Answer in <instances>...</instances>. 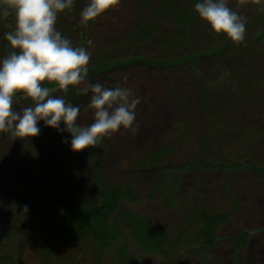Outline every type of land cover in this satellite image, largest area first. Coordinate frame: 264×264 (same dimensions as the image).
<instances>
[{
	"label": "rangeland",
	"instance_id": "1",
	"mask_svg": "<svg viewBox=\"0 0 264 264\" xmlns=\"http://www.w3.org/2000/svg\"><path fill=\"white\" fill-rule=\"evenodd\" d=\"M86 3L74 0L71 9L58 14L57 29L74 46L90 51L92 83L131 87L141 97L134 136L122 130L87 149L96 152L107 181L132 185L138 201L123 203L120 211L150 217L154 227L167 230L170 244L165 264H264V11H260L264 0H227L246 18L240 43L213 34L197 21L188 28V41L177 46L179 40L174 38L167 47L165 39L179 28L155 17L156 9L162 11V0H119L85 25L79 13ZM140 23L149 36L132 40ZM11 24L7 19L0 22V40ZM185 56L194 61L163 65ZM66 98L81 106L77 123L91 124V110L84 108L88 97L70 89ZM39 126V135L30 139L0 133V264H41L32 247L29 222L18 219L11 204L19 198L22 183H28L31 204L44 188L42 175L29 171V161L22 154L27 144L40 141L39 151L61 158L46 186L47 198L55 206L45 215L47 221L59 213L55 191L64 200L93 196L89 179L74 161L80 152L62 143L69 134L44 127L43 122ZM234 134L238 136L232 144L219 143ZM202 142L211 151L202 153ZM164 148L158 159L139 164ZM202 208L228 216L217 228V243L211 249H202L195 240L199 228L195 215ZM241 233L248 234L247 243L236 246ZM51 242L53 264H115L112 251L96 259L91 242L76 248ZM129 251L144 264H164L157 256L143 255L130 242Z\"/></svg>",
	"mask_w": 264,
	"mask_h": 264
},
{
	"label": "clouds",
	"instance_id": "2",
	"mask_svg": "<svg viewBox=\"0 0 264 264\" xmlns=\"http://www.w3.org/2000/svg\"><path fill=\"white\" fill-rule=\"evenodd\" d=\"M73 3L0 0V18H12L11 29L3 37L7 51L0 56V133L30 139L39 135L43 122L44 127L67 132L69 137L62 143L72 152H81L122 130L134 136L139 129L136 109L141 97L131 87H105L90 81V51L74 46L56 27L58 14L71 9ZM118 3L87 0L79 13L80 23L95 21ZM193 10L213 34L234 44L244 40L246 18L230 8L227 0H195ZM70 89L88 97L84 108L91 110V124L77 123L81 106L66 98ZM57 91L64 95H56Z\"/></svg>",
	"mask_w": 264,
	"mask_h": 264
},
{
	"label": "trees",
	"instance_id": "3",
	"mask_svg": "<svg viewBox=\"0 0 264 264\" xmlns=\"http://www.w3.org/2000/svg\"><path fill=\"white\" fill-rule=\"evenodd\" d=\"M195 0H162V11L155 12V17L165 23L171 22L178 26V32L165 39L164 47L170 44V40L177 38L176 42L188 41L189 27L200 21L193 10ZM145 6V3H143ZM7 19L12 21L11 16ZM145 24L137 25L135 36L132 40H145L149 36V31L145 29ZM148 35V36H147ZM175 41V40H173ZM6 41L3 37L0 40V56L6 54ZM159 61L160 58H156ZM193 58L188 56L179 57L174 60L164 62L163 65L182 66L192 63ZM56 95L63 92L57 91ZM238 134L223 137L219 143L232 144ZM40 141L29 143L22 151L29 163V171L39 172L43 177L44 188L40 195L35 198V203L31 204V193L28 183H22L18 190L19 198L13 204L18 219L29 222V231L32 236V247L36 258L41 264H53L55 247L51 239L62 242L64 245L76 248L84 242H91L95 248L96 259L112 251L115 253V264H144L129 251V242L136 246L143 255L157 256L165 264L168 257L167 247L170 244L169 235L164 228H156L152 224L150 217L135 215L130 210L120 211L123 203L128 205L138 201L134 194V189L130 183L116 185L106 180L102 174L99 158L94 151L87 149L80 152V157L74 156V161L78 163L83 174L89 179L92 195H86L81 199L70 198L64 200L60 192L55 191V200L59 213L51 221L45 219V215L55 210V206L47 198L46 186L51 182L52 172L57 168L61 158L57 153H45L39 151ZM203 153L211 151L209 144L202 142L199 145ZM161 151L149 154V156L139 161L140 165L154 161L165 152ZM80 160V161H79ZM33 205V206H31ZM26 208V210H25ZM195 218L199 221V228L195 234V240L202 249H211L216 246L215 232L217 228L228 220L227 214L222 212L212 213L206 208H202L196 213ZM189 223V221H188ZM190 224V223H189ZM127 232V233H126ZM248 234L241 233L235 239L236 246L246 245ZM2 264H14L4 261Z\"/></svg>",
	"mask_w": 264,
	"mask_h": 264
}]
</instances>
